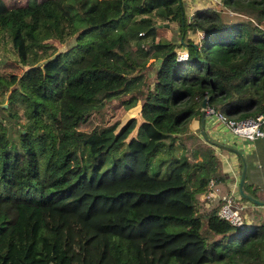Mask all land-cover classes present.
I'll return each mask as SVG.
<instances>
[{
    "label": "trees",
    "instance_id": "16d2710c",
    "mask_svg": "<svg viewBox=\"0 0 264 264\" xmlns=\"http://www.w3.org/2000/svg\"><path fill=\"white\" fill-rule=\"evenodd\" d=\"M216 1L0 0V66L22 69L0 77L16 120L11 139L0 124V264H264V219L234 227L203 198L224 175L202 101L234 121L262 115L264 133V29L222 17L261 22L264 0ZM101 97L136 117L79 131ZM242 189L255 199L245 176Z\"/></svg>",
    "mask_w": 264,
    "mask_h": 264
},
{
    "label": "rangeland",
    "instance_id": "374dc122",
    "mask_svg": "<svg viewBox=\"0 0 264 264\" xmlns=\"http://www.w3.org/2000/svg\"><path fill=\"white\" fill-rule=\"evenodd\" d=\"M26 0H4L5 4L9 7L11 6H18V5H23L25 3ZM195 4L197 5H203V6H218L217 5V1L216 0H183L182 6L185 10H187V12H191V10L193 8H195ZM215 8H219V7H215ZM254 16L255 14L251 13L250 11L248 12H241L238 13V15H236V13L234 12H230L228 13L226 12H222V17L225 20H234V19H242V18H246L247 20L250 19L251 21L254 22V24L259 25L260 28L264 29V19L261 22H255L254 21ZM171 31L169 32L170 35L172 36V39H175L176 36H178L177 32H176V28L175 27H171ZM161 32H159L160 34ZM167 35V34H166ZM199 37L198 34L194 35L192 38L193 40H197ZM2 40V36H0V42ZM132 46V45H131ZM152 61L149 60L147 62V65H149V67L146 68V70L143 72L142 76L143 77H147V79L150 80L151 75H152V71L154 69V67L156 66V64L151 63ZM22 73V69L21 67H19L18 65H16L15 63L12 62H5L0 66V77H3L5 79H7L10 83H15L18 79V77L20 76V74ZM151 84V82H150ZM128 97L125 98L124 100L126 101V99L128 100V98L131 95H127ZM102 100V101H100ZM124 100L119 101L118 99H106L104 100V98H97V100H94V103H96L97 105H99L100 103L101 108H99L97 110V112H93L92 114H90L87 117V120L85 121V123L79 125L77 127V129L79 131H83V132H88L90 131L94 126H100V127H109L112 126L113 124H123L129 117H136V111L137 109H131L134 106V103L131 102L128 105H123L122 102H124ZM5 102V100L3 99V103ZM5 103L0 107V124L4 125V128L7 132V136L9 139L14 137V124L16 123L15 119H11L7 116V114L4 113V111L2 109L5 108ZM130 108V109H129ZM204 115H205V110H204ZM206 116V115H205ZM219 126V125H218ZM190 133H193L195 135V128L191 129L190 128ZM230 133V132H229ZM231 134V133H230ZM232 135V134H231ZM234 136V135H233ZM202 139L205 141H211V142H215V140H219L218 137L212 136L210 135V133L206 132L205 136H201ZM196 138H198L199 140L201 139L200 136H196ZM234 139H238L240 140L242 143L244 144H249V141L244 140L242 138H238L236 136L233 137ZM212 139V140H211ZM191 144L188 143V146H190ZM222 147L219 148L217 147L214 150L219 151V153L225 158V159H230L232 157V154H235V156L237 157L238 155L234 152V149L231 148H227L224 145H221ZM173 155L175 157H178V155L181 152V148L178 142H175L173 144ZM124 149V146L119 148V152H118V156L122 154V151ZM228 149L230 151H228ZM239 157V156H238ZM239 162L241 163V159L239 157ZM224 166L225 162H223ZM241 170V169H240ZM217 185H221L220 183H217ZM225 189V188H224ZM225 191V190H224ZM220 188L216 186V188H214V196L212 198V200H209V202L207 203V205L209 204V206L211 207H220L221 206V202H220V197L222 194H220ZM237 192V191H236ZM240 198V197H239ZM239 200V206H241L240 208V215L243 219V223L244 224H251L253 222H255L252 218H248L247 214H248V209L249 206H253L254 204L246 202L244 200ZM255 206V205H254ZM253 216H255V214H253ZM203 221V220H202ZM257 223V222H255ZM243 225V224H242Z\"/></svg>",
    "mask_w": 264,
    "mask_h": 264
},
{
    "label": "crops",
    "instance_id": "0c3cea01",
    "mask_svg": "<svg viewBox=\"0 0 264 264\" xmlns=\"http://www.w3.org/2000/svg\"><path fill=\"white\" fill-rule=\"evenodd\" d=\"M195 6L198 7L199 5L195 4ZM213 122V119L208 116L204 117V133L208 132L210 135L218 137L219 140H215L216 144L224 145L227 148L237 151L238 156L244 162L245 181L251 187V190L256 192L255 199L264 201V136L254 141H249V144H244L240 140L234 139V136L231 135L225 127ZM196 126L197 124L193 121L188 130L190 131V128L193 129L196 128ZM228 151L230 150L228 149ZM216 152L222 163L221 171L218 176L221 174L224 175L223 180L219 182L221 185H216L220 188L221 192L219 193L222 194L220 200L224 196L229 195L232 196L233 200L238 204L239 200H237L235 191L237 189L241 169L239 168V157L232 154L230 159H225L219 151L216 150ZM223 162H225L226 166H224ZM253 214H255V216H253ZM247 217L249 219L253 217L255 222H262L264 219V206H249Z\"/></svg>",
    "mask_w": 264,
    "mask_h": 264
},
{
    "label": "built area",
    "instance_id": "2783aa9c",
    "mask_svg": "<svg viewBox=\"0 0 264 264\" xmlns=\"http://www.w3.org/2000/svg\"><path fill=\"white\" fill-rule=\"evenodd\" d=\"M187 59V54L184 51H179L176 53V60L179 62L185 61ZM205 115L213 119V123H217L226 128L228 132L232 135L242 138L247 141H254L258 138L264 136L263 131L260 130V125L263 122V116L258 115L253 118L241 119L238 121L230 120L222 115L215 114L210 109H204ZM208 192L203 197L207 200H212L214 196L213 183H207ZM222 205L218 209L217 215L219 218L227 221L230 225L234 227H241L243 219L240 215V206L237 204L232 196L226 195L221 199Z\"/></svg>",
    "mask_w": 264,
    "mask_h": 264
},
{
    "label": "water",
    "instance_id": "95a60500",
    "mask_svg": "<svg viewBox=\"0 0 264 264\" xmlns=\"http://www.w3.org/2000/svg\"><path fill=\"white\" fill-rule=\"evenodd\" d=\"M206 101H207V99H204L201 103L202 113H201L200 119H199V130H200L201 136L204 135L202 128H203V121H204V116H205L203 111L206 107ZM207 142L213 146H216L219 148L222 147L220 144H216L215 142H211V141H207ZM231 151H232V149H231ZM234 152L238 155L237 151L234 150ZM244 172H245V166H244L243 160L241 159V170H240V175H239L237 189H236L238 195L240 196V198L247 200L249 203H252L255 206H264V201H259L257 199H254V198L250 197L249 195H247L246 193L243 192L242 185H243V180H244Z\"/></svg>",
    "mask_w": 264,
    "mask_h": 264
}]
</instances>
